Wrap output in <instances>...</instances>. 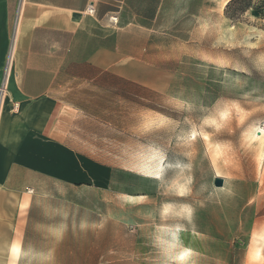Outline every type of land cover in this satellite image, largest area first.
Instances as JSON below:
<instances>
[{"label": "rangeland", "instance_id": "1", "mask_svg": "<svg viewBox=\"0 0 264 264\" xmlns=\"http://www.w3.org/2000/svg\"><path fill=\"white\" fill-rule=\"evenodd\" d=\"M230 2L126 0L103 20L88 12L46 56L66 67L69 144L111 169L105 185L19 188L31 237L71 242L51 248L72 251L60 264H160L152 235L165 201L195 209L181 233L194 264H264V0ZM161 153L191 165L187 196L153 175Z\"/></svg>", "mask_w": 264, "mask_h": 264}, {"label": "crops", "instance_id": "2", "mask_svg": "<svg viewBox=\"0 0 264 264\" xmlns=\"http://www.w3.org/2000/svg\"><path fill=\"white\" fill-rule=\"evenodd\" d=\"M126 0H0V264H12L21 248L52 252L62 240L31 237V209L23 206L19 188L32 179L61 183L110 182V166L72 147L69 123L75 110L60 95L64 61L58 55L63 40L76 32L93 7L99 20L122 9ZM54 42L52 43L50 42ZM18 103V110H13ZM11 245V248L9 247ZM72 246V245H67ZM23 264V261H20Z\"/></svg>", "mask_w": 264, "mask_h": 264}, {"label": "clouds", "instance_id": "3", "mask_svg": "<svg viewBox=\"0 0 264 264\" xmlns=\"http://www.w3.org/2000/svg\"><path fill=\"white\" fill-rule=\"evenodd\" d=\"M227 118V113L221 111L215 119L208 117L202 120V124H217L218 120ZM196 131L193 130L191 138H195ZM155 171L153 175L165 193H174L177 196H187L192 183L191 177L187 174L191 165L184 160L170 161L166 154L161 153L155 159ZM172 172L171 177L168 176ZM195 214V209L188 203H177L165 201L159 208V218L161 223L155 228L152 235V244L158 250L160 264H194L195 253L185 245L181 238V233L186 230V223H191ZM174 220L175 223H169ZM89 222L84 220L80 224L82 231L89 228ZM11 248V245L9 246ZM54 254L52 252H37L32 248H21L18 257L13 258L12 264H54Z\"/></svg>", "mask_w": 264, "mask_h": 264}, {"label": "built area", "instance_id": "4", "mask_svg": "<svg viewBox=\"0 0 264 264\" xmlns=\"http://www.w3.org/2000/svg\"><path fill=\"white\" fill-rule=\"evenodd\" d=\"M88 12H90V13H94L95 10H94L93 7H91V8L88 10ZM0 91H1L0 96H1V97H4V96L6 95V93H7V82H6V78H5V80H4L3 87H2V89H0Z\"/></svg>", "mask_w": 264, "mask_h": 264}, {"label": "trees", "instance_id": "5", "mask_svg": "<svg viewBox=\"0 0 264 264\" xmlns=\"http://www.w3.org/2000/svg\"><path fill=\"white\" fill-rule=\"evenodd\" d=\"M237 1H247V0H231L230 3H235V2H237ZM251 8H252V6L249 5V4L246 6V10H249V9H251Z\"/></svg>", "mask_w": 264, "mask_h": 264}, {"label": "water", "instance_id": "6", "mask_svg": "<svg viewBox=\"0 0 264 264\" xmlns=\"http://www.w3.org/2000/svg\"><path fill=\"white\" fill-rule=\"evenodd\" d=\"M215 185L216 186H222L223 185V181L221 179H216L215 180Z\"/></svg>", "mask_w": 264, "mask_h": 264}, {"label": "bare ground", "instance_id": "7", "mask_svg": "<svg viewBox=\"0 0 264 264\" xmlns=\"http://www.w3.org/2000/svg\"><path fill=\"white\" fill-rule=\"evenodd\" d=\"M1 104V103H0ZM1 111V110H0Z\"/></svg>", "mask_w": 264, "mask_h": 264}]
</instances>
